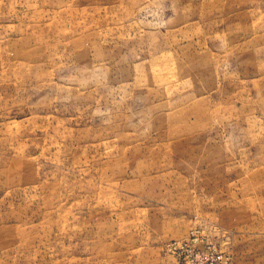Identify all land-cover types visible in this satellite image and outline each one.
I'll return each instance as SVG.
<instances>
[{"label":"rangeland","instance_id":"rangeland-1","mask_svg":"<svg viewBox=\"0 0 264 264\" xmlns=\"http://www.w3.org/2000/svg\"><path fill=\"white\" fill-rule=\"evenodd\" d=\"M0 264H264V0H0Z\"/></svg>","mask_w":264,"mask_h":264}]
</instances>
